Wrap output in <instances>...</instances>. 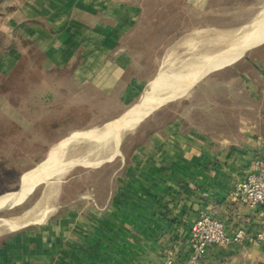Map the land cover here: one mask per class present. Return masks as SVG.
Returning a JSON list of instances; mask_svg holds the SVG:
<instances>
[{
	"label": "crops",
	"instance_id": "obj_1",
	"mask_svg": "<svg viewBox=\"0 0 264 264\" xmlns=\"http://www.w3.org/2000/svg\"><path fill=\"white\" fill-rule=\"evenodd\" d=\"M217 2L0 0V74L22 59L21 37L42 56V70L122 85L127 107L153 74L141 58L151 46L138 40L146 21L159 22L161 10L205 20ZM170 104L123 173L109 179L100 169L95 185L77 192L65 187L68 176L50 181L21 215L32 220L0 243V264H195L190 234L208 204L228 232L264 235V205L251 210L231 197L253 161L264 160V43ZM56 182L63 187L49 192ZM202 264H264V240L210 246Z\"/></svg>",
	"mask_w": 264,
	"mask_h": 264
},
{
	"label": "rangeland",
	"instance_id": "obj_2",
	"mask_svg": "<svg viewBox=\"0 0 264 264\" xmlns=\"http://www.w3.org/2000/svg\"><path fill=\"white\" fill-rule=\"evenodd\" d=\"M263 10L264 0H218L208 18L200 21L188 14L176 16L175 11L161 10L157 17L159 22H154L153 19L146 21L143 32L146 37L138 39L151 46L149 52L143 54L141 58L146 59V73L152 72V77L149 78L147 86L142 87L140 93H137L136 100L127 107L118 100L122 85L115 87L116 90L105 85H101L104 87L102 88L98 86L97 79L82 84V79H77L73 74L54 73L44 68V71L40 72L39 69L31 67V62L23 72L22 85L21 75L19 79L14 76L8 77L9 92H2L0 88V121L9 129L17 128L18 137L27 142V145H24L27 149L23 150L24 156L18 163L22 170L17 186H13L16 187L14 191L21 186L24 175L37 165L42 152L73 132L97 129L119 118L150 91L151 82L156 77L178 70V66L186 61L232 47L243 34L253 28L256 18ZM173 18L175 21L171 20ZM6 66L8 67L7 63ZM117 74L120 75L118 72ZM144 81L147 82L146 79ZM168 105L171 104L168 103L153 111L140 123L125 125L121 131L118 149L110 138L93 143L82 149L75 157L78 162L84 160L88 163L81 162L67 167L61 173L42 182L24 203L0 213V241L10 231L32 220L33 216L27 218L21 215L26 208L32 206L35 197L50 181H58L68 176L72 179L65 187L70 192L72 190L77 192L90 190L95 185V176L92 174L100 173L98 172L100 169L104 170L105 177L109 179L113 173L117 174L119 169L123 173L133 151L150 140L152 134L146 137L145 132L152 128L145 130L149 124L148 119L157 115V121L152 126L157 127L155 130L159 131L160 111L167 109ZM3 142L5 144L0 142L2 143L0 168L7 167L3 164L5 158L13 151L12 149L10 152L8 148L14 144L8 138H3ZM113 155L114 157L110 159ZM53 185L55 186H49V192L62 188L64 184L56 182ZM110 185L111 181L108 184L106 182V187Z\"/></svg>",
	"mask_w": 264,
	"mask_h": 264
},
{
	"label": "bare ground",
	"instance_id": "obj_3",
	"mask_svg": "<svg viewBox=\"0 0 264 264\" xmlns=\"http://www.w3.org/2000/svg\"><path fill=\"white\" fill-rule=\"evenodd\" d=\"M263 43L264 10L256 18L253 28L243 34L232 47L186 61L178 66V70L156 77L151 82L150 91L119 118L97 129L73 132L42 152L37 165L24 175L19 189L0 197V213L24 203L42 182L61 173L67 167L81 162L88 163L84 160L78 162L75 157L82 149L93 143L110 138L118 149L121 131L125 125L140 123L153 111L185 95L206 75L234 63Z\"/></svg>",
	"mask_w": 264,
	"mask_h": 264
},
{
	"label": "built area",
	"instance_id": "obj_4",
	"mask_svg": "<svg viewBox=\"0 0 264 264\" xmlns=\"http://www.w3.org/2000/svg\"><path fill=\"white\" fill-rule=\"evenodd\" d=\"M231 197L251 210H258L264 205L263 159L253 161L245 180L236 185ZM190 237L193 247L191 262L195 264H202L210 246L236 242L249 247L264 240V235L254 236L243 228L234 233L228 232L225 222L216 216L213 204L200 211ZM168 264H173V261L169 260Z\"/></svg>",
	"mask_w": 264,
	"mask_h": 264
},
{
	"label": "trees",
	"instance_id": "obj_5",
	"mask_svg": "<svg viewBox=\"0 0 264 264\" xmlns=\"http://www.w3.org/2000/svg\"><path fill=\"white\" fill-rule=\"evenodd\" d=\"M4 40H5L4 36L0 32V56L2 54V51L4 50ZM16 41H19L21 43V45L23 46L25 50V53L22 59L20 60V62L18 63V65H16L14 70L8 76H4L0 74V88L2 92H7V91L9 92V89H7V85L9 82L8 77L10 76H14V77H17V79H19L20 78L19 76L21 75L22 77L20 80L22 83L20 85L23 84V80H22V78H24L23 72L25 68L27 67L28 63L31 62V67H33L34 69H39L40 72L42 70L40 68V65L43 59L40 53L38 52V50L32 47L31 45H29L28 42H26L21 37L18 38ZM16 46H17L16 42H14L13 47H16ZM17 85L19 84L17 83ZM153 125H155V123H153ZM151 127H150L151 129L145 128V130L149 129L148 131H145L146 137L152 134L153 132H155L156 131L155 129H157V127H153L152 125ZM141 129H144V128H141ZM18 134L19 133H18L17 128L9 129L6 127V125L3 122L0 121V142L5 144L3 142V138H8V139H11L14 143L13 146L8 148L10 152L12 149L13 151L8 157L5 158V161L3 164L4 166H7V167L0 168V197L7 195L12 190L14 191L16 187L13 188V186L14 185L17 186V182L19 181L18 178L20 177V170H22V168L20 167V165H18V163L21 162L22 157L24 156L23 150L27 149L24 145H27V142L25 139H22V137L19 138ZM15 137L16 139L14 140ZM2 143H0V145ZM14 168H16V170ZM11 184H12V187H11ZM11 234L12 233L7 234V236L3 240H1L0 243H2Z\"/></svg>",
	"mask_w": 264,
	"mask_h": 264
},
{
	"label": "water",
	"instance_id": "obj_6",
	"mask_svg": "<svg viewBox=\"0 0 264 264\" xmlns=\"http://www.w3.org/2000/svg\"><path fill=\"white\" fill-rule=\"evenodd\" d=\"M10 210V209H9Z\"/></svg>",
	"mask_w": 264,
	"mask_h": 264
}]
</instances>
